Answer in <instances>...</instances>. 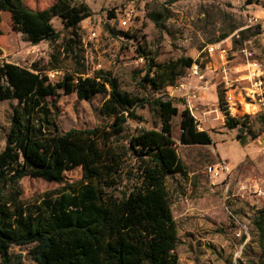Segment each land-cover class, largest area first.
<instances>
[{
  "label": "trees",
  "instance_id": "1",
  "mask_svg": "<svg viewBox=\"0 0 264 264\" xmlns=\"http://www.w3.org/2000/svg\"><path fill=\"white\" fill-rule=\"evenodd\" d=\"M2 12L11 14L14 30L33 46L57 44L60 33L52 19L60 18L72 35L51 55V70H60L63 52L75 62L72 73L52 82L38 63L26 68L0 61V102L17 101L5 148L0 151L2 263L19 264L12 248L29 246L37 264H180L179 228L166 184L170 176L185 172L172 137L173 118L180 115L173 99L136 98L123 92L109 74L87 73L78 29L92 16L89 6L57 0L34 11L24 0H0V36ZM141 54L146 71L140 85L157 92L174 87L196 62L185 58L157 63L145 49ZM62 94H76L82 101L105 95L101 113L109 122L63 132L54 112L56 104L50 102ZM219 99L225 126L239 130L240 143L246 145L249 137L256 139L246 124L249 116L234 117L222 93ZM147 107L156 113L160 127L127 137L126 146L120 144L128 122H142L138 109ZM180 118L183 145L213 144L212 136L200 130L188 106ZM78 168H82L83 181L65 184V174ZM26 177L64 186L56 197L26 206L19 189ZM261 217L257 226L263 232L264 210Z\"/></svg>",
  "mask_w": 264,
  "mask_h": 264
},
{
  "label": "rangeland",
  "instance_id": "2",
  "mask_svg": "<svg viewBox=\"0 0 264 264\" xmlns=\"http://www.w3.org/2000/svg\"><path fill=\"white\" fill-rule=\"evenodd\" d=\"M56 1L24 0L34 11H42ZM67 1L71 5H87L92 11V16L78 29L79 51L90 76L109 74L117 79L123 92L136 98L173 99L180 115L188 106L201 130L208 131L213 138V144L207 147L183 145L180 115L173 118L172 137L185 167L183 174L166 180L179 228V263L264 264V231L260 232L257 226L264 210V195L249 192L251 187L264 192V113L259 102L249 101L248 95L258 89L251 79L246 56L241 53L248 49L253 54L252 61H264V31L248 28L252 15L264 21V0ZM130 9L134 17L125 27L122 21ZM1 18V62L26 68L38 63L47 74L59 72L53 82L74 71V59L65 57L64 52L60 70H51V55L57 54L64 46V39L72 35L60 18L52 19L60 33L57 44L42 42L37 46L14 30L10 13L2 12ZM242 29L246 30L239 32L238 38L237 32ZM92 32L97 33L96 39L90 38ZM218 44L221 48L210 57L206 49ZM142 49L157 63L190 58L201 64V76L192 80L190 98L186 92L176 89L181 79L176 86L161 92L140 85L146 71ZM227 81L235 83L233 89L226 87ZM221 93L234 117L249 116L246 124L252 127L256 139L249 137L247 144L242 145L238 140L239 130L225 126V115L219 104ZM105 100V95L82 101L76 94H62L57 100L51 98L50 102L56 104L54 112L60 129L67 132L107 124L109 119L101 113ZM16 105L17 101L0 102V151L5 148ZM138 115L144 120H130L126 135L119 139L120 144L126 146L127 137L160 127L152 109H138ZM221 161L228 163V171L221 178L211 179L206 167ZM82 181V168L65 174V184ZM63 186L31 177L19 182L21 199L26 206L39 205L46 198L56 197ZM30 249L29 246L14 247L11 253L19 264H37L29 254ZM0 264H3L1 258Z\"/></svg>",
  "mask_w": 264,
  "mask_h": 264
},
{
  "label": "built area",
  "instance_id": "3",
  "mask_svg": "<svg viewBox=\"0 0 264 264\" xmlns=\"http://www.w3.org/2000/svg\"><path fill=\"white\" fill-rule=\"evenodd\" d=\"M134 17V12L133 10H128L127 11V18L124 19L122 21V25L123 26H128L129 22L131 21V19ZM261 18H258L256 15H252L250 16V18L248 19V28L249 27H256V28H260L261 31H264V21L260 20ZM243 30L246 29H242L239 30L237 32V37L239 38L240 33ZM90 38L92 39H96L97 38V33L96 32H92L90 35ZM219 48H221L220 44L216 45V46H211L208 47V49H206V52H208L207 54L211 57L216 51L219 50ZM248 49H243L241 51L242 54H244L246 56L247 62L249 64L250 67V72H251V79L254 81L256 88L258 89L256 92L253 91V93L249 94V101H254L259 102L261 104V112L264 113V61L258 62L253 60L252 61V53L248 52ZM140 62H143V58L140 59ZM200 67L201 64L198 62H195L193 64V66L188 68V71L185 73V75L181 78L180 85H175L176 89H180V91L182 92H186V94L188 95V97L190 98V90H191V83L192 80L197 79L201 76V71H200ZM59 75L58 71H52L49 74H47V76L49 77L50 81H54V79L57 78V76ZM226 87L233 89V86L235 83H231L229 81H227L226 83ZM190 109V108H189ZM191 112L193 113L192 109H190ZM194 116V114H193ZM195 117V116H194ZM199 128L201 130V126L199 124ZM228 163L225 161H221L218 162L216 164L213 165H209L206 167V174L211 178V179H218L219 177L221 178V176L228 171ZM250 193H256L259 195H264V192L262 190H256L255 188H250L249 189Z\"/></svg>",
  "mask_w": 264,
  "mask_h": 264
}]
</instances>
